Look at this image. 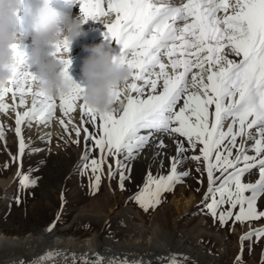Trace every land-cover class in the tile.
Here are the masks:
<instances>
[{
	"label": "snow or ice",
	"instance_id": "snow-or-ice-1",
	"mask_svg": "<svg viewBox=\"0 0 264 264\" xmlns=\"http://www.w3.org/2000/svg\"><path fill=\"white\" fill-rule=\"evenodd\" d=\"M79 3L85 20L110 18V23L105 25V36L120 46V55L114 59L126 63L132 71L131 82L125 85L126 103L122 101L123 109L119 114H97L83 102L78 105L81 115L89 117L91 123L95 125L99 119L98 138L84 128L85 141L94 140V147L101 153L99 160L83 164L94 177L90 190L94 193L98 189L107 156H123V160H116L123 189L128 178L125 169L131 172L125 161L134 160L150 143L163 149V138L157 134H178L193 150L198 144L202 145L200 155L191 159L204 161L208 178L205 200L211 197L205 207L213 218H218L223 225L233 215L235 221L241 223L264 217V211L257 210V199L264 194V0H186L180 5L166 0H79ZM12 47L16 66L8 86L0 88V112L9 110L4 102L9 94L14 111L24 107L25 96H31V107L16 111L15 115L19 154L23 155L27 146L22 137V124L51 120L57 99L33 89V75L19 70L24 64L25 52L18 45ZM53 48V55L70 50L66 40ZM229 56L239 59H229ZM61 63V74L69 90L58 98L59 110L69 116L81 101L82 88L74 84L68 74L71 60ZM17 95L18 104L15 103ZM112 96L119 100L121 93L114 91ZM226 120L231 121L227 130L224 129ZM68 122L72 123L71 119ZM60 123L67 130L64 120ZM73 130L79 137L80 128L74 125ZM3 134L0 126V139ZM238 137L254 143L251 148L244 144L237 147ZM233 148L236 149L235 158H232ZM185 151L184 144L177 142V155ZM249 151L255 155H249ZM82 161H87V152ZM178 163L180 160L172 157L167 176L155 178L148 174L143 188L133 197L145 211L158 205L161 193L170 191L188 175L177 172ZM257 168L259 178L254 183L243 182L245 174ZM214 172H220L222 178L214 176ZM114 174L109 166V179ZM18 176L21 187L35 186L36 180L29 175L18 172ZM217 180L220 181L218 185ZM225 204L229 207L218 212ZM237 206L239 211L234 214ZM53 226L54 223L47 231ZM252 236L259 240L264 236V228L241 236L242 250L243 241ZM57 254L47 252L32 264H40ZM187 261V257L172 254L165 264H187ZM80 264H103V261L97 257L82 260ZM236 264H242L240 256L236 257Z\"/></svg>",
	"mask_w": 264,
	"mask_h": 264
},
{
	"label": "rangeland",
	"instance_id": "rangeland-1",
	"mask_svg": "<svg viewBox=\"0 0 264 264\" xmlns=\"http://www.w3.org/2000/svg\"><path fill=\"white\" fill-rule=\"evenodd\" d=\"M85 122L88 132L98 138L99 119L97 118L94 125L90 122V118L86 116ZM78 126L81 130L79 137H82V147L79 148L77 155L72 157L67 176L57 181L53 185V188L48 191L49 193L47 192L44 195L40 193L39 187L42 185L43 178L51 171L50 164L55 160V157L47 155L45 150L47 148L44 144H40L37 153H32L31 149L37 148L36 144L38 141L36 137L30 138L24 135L23 140L27 147L23 155L19 154V145L16 142L15 135L12 136L11 134V139L8 137L0 139V177L7 178L11 176L14 179L12 188L6 193H0V230L4 233L12 235L19 232L20 235H25L28 232L37 234L46 230L47 235H52L57 231L61 232L63 236L75 235L84 237L92 231H97L103 243L115 242L116 240L114 239H117V233L122 230L124 231L123 218L117 212L120 209L133 205L137 207L139 215L143 217L142 223L145 222L150 224L152 218L160 217L159 219L165 222L167 228L174 237L188 236L191 234L190 232H194L198 227H205L209 231L220 233L224 236L225 240L224 245H222L223 251L220 252L217 250L218 244L213 236L200 237L199 240L194 243V247L207 254L214 255L217 259L224 261L225 264H236L237 256L241 257L242 264H264V261H262V254H264V236L260 237L259 240H257L255 236H252L251 239L244 240L243 250L240 239L241 236L250 231L264 228V217L259 220L241 223L235 221V216L233 215L231 219L221 225L218 218H213L208 213L205 204L211 202V197H209L207 201L205 200V194L208 190V178L204 161L202 158L199 162L191 159L192 156L200 155L199 149L202 145L198 144L196 149L193 150L189 147L184 137H180L176 134L178 135V142H182L187 149V151L179 155H177L175 151L169 156H153L145 160L143 158V149L140 150L138 154H136L134 160L125 161L128 168L131 169V172L129 173L127 169H125V175L128 178L124 181L123 189L120 187L119 171L116 170V160H123V156L113 157L109 155L106 158V162L102 165L100 184L96 190L97 192L95 191L96 193L94 192V194L90 190V184L94 178L93 174L90 169H84L83 164L93 159L99 160L101 153L99 149L94 147V140L89 139L85 141L84 127L82 125ZM224 129L227 130V128ZM24 133L26 134L25 129ZM67 138L71 140L69 135ZM241 144H244V137H238L236 140L237 147ZM245 147L251 148V146ZM83 152H87V161H82L81 154ZM232 152V158H235L236 149L233 148ZM248 154L255 155L252 151H249ZM172 157H176L178 160L180 159V163L177 164V172H187L188 175L182 177L181 182L175 183L170 191L162 192L158 205L149 207L148 210L145 211L133 197L143 188L149 173L155 178L168 175L171 170ZM185 157L187 158L185 159ZM41 161H43V163H41ZM109 166L112 167L115 173L111 179H109L108 176ZM30 169H32L31 172L29 171ZM197 169H199V171ZM35 170L37 171L36 174L33 173ZM18 172L20 175L27 174L30 178L35 179V186L28 188H23L21 186L17 187V183L20 185ZM214 176L221 177V173L214 172ZM78 178L79 181L75 180ZM258 178L259 173L257 168L246 173L242 180L243 182L254 183ZM69 180H72V186L70 189H66L69 186ZM219 182L220 181L217 180L216 184L218 185ZM108 187H110L111 190H108ZM181 187L185 188L182 192V196L192 193L194 195V201L189 210L177 216L173 211L170 201L174 196L179 197L178 194ZM104 195H109L108 198L112 203L109 204V206L111 205L110 207L107 205L106 209L108 214L104 220L99 223L94 221L88 223V221L80 219L77 220L78 222L72 221L74 212L83 203L95 197H103ZM245 195H249V193ZM43 196L46 197L43 198ZM17 199H19V203H17ZM228 207L229 206L225 204L221 209H218V212L226 210ZM257 210L264 211V194L257 199ZM238 211L239 206L233 209L234 214ZM131 215L134 223L141 222L140 217L136 213ZM53 223L54 226L51 231H47L49 226L53 225ZM133 237L135 236L127 240V243L133 242V240H135ZM45 241L44 248H50V242H48L47 239ZM122 242H124V239ZM117 251L125 252L123 249H118ZM118 252L115 255H123H118ZM13 258H17V256ZM53 259L52 257L51 260Z\"/></svg>",
	"mask_w": 264,
	"mask_h": 264
},
{
	"label": "bare ground",
	"instance_id": "bare-ground-1",
	"mask_svg": "<svg viewBox=\"0 0 264 264\" xmlns=\"http://www.w3.org/2000/svg\"><path fill=\"white\" fill-rule=\"evenodd\" d=\"M58 2L64 6L66 10H60L59 6L54 5L53 3L49 4L51 7L56 8L61 15L68 14L72 17L79 16L84 18L80 10L79 0L72 3H62L61 1ZM166 2H170L173 5H180L185 3L186 0H166ZM84 21L85 22L83 23L82 28L86 35L80 37L69 45V59L71 60V65L68 68V74L71 76L72 82L76 85H79L81 88L84 86V84L83 80L81 79L80 67L83 58L87 55V53L83 50L84 46H91L103 41L112 47L114 57H118L120 55V46L114 41L106 38L105 33L107 29L105 25H102L96 19L91 18L87 20L84 19ZM18 46L25 52V61L21 66V69L28 68L29 61L26 58L31 51L30 37H25L23 42ZM229 59L238 60L239 58L235 56H229ZM62 68L63 65H61L57 71H62ZM168 71L170 72L171 69H168ZM129 82H131V78ZM137 83L140 84L142 82L137 81ZM125 95H122L120 99L117 100L118 104L121 101L126 103ZM132 95L135 96V93H132ZM31 100V96H25L24 107L17 108L14 111L12 110L13 99L11 94H9L4 99V102L9 105V110L6 112H0V126L3 127L4 131L3 137H8L11 139V134L12 136L15 135L18 145L19 140L15 133L16 111H23L31 107ZM15 103H19L18 95L16 97ZM80 103H82V101L77 102V109L73 113H70L69 116H64L59 110V100L57 98V107L54 117L51 120L44 123H37L35 120H33L30 124L25 122L21 126L22 137H24V135L30 138L36 137V140L38 141L36 144L37 148L35 147L31 149L32 153H37V149L40 148V144H44L47 148L45 149L47 155L55 157V160L52 161V164H50L51 171L43 178L42 185L39 187V191L42 195L51 190L57 181H60L65 176H67L68 168L72 162V157L76 156L79 148L82 147V137H77L75 131L73 130L74 125L76 127H79L78 125H82L84 128H87L85 122L86 116H82L78 108ZM122 109L123 106L119 108L117 114H119ZM69 119H71L72 123L68 122ZM60 120H64V125H66L67 130H65V126L61 125ZM82 120L84 121L83 123ZM229 123H231V121L226 120L224 122V128H227ZM24 129L26 134L24 133ZM68 135L71 137V140L67 138ZM253 135H255L254 130ZM161 136L163 138L165 147L160 149L155 147L153 143L145 146L143 148V158L145 160L152 158L154 153L156 154L155 156H169L176 151L178 135L169 136L167 134H157V137ZM158 142L159 140L156 139L155 143ZM253 143L254 141L247 140V138L244 137L245 146H251ZM84 154L85 152H83L81 156ZM35 171H33L34 174L37 173V171ZM75 180L79 181V178ZM13 182L14 179L11 176L7 178L0 177V193H6L9 189H11ZM68 185L69 186L66 189L71 188L72 180L68 181ZM16 186L19 187L21 185L17 183ZM107 189L111 190L110 187ZM184 190L185 188L181 187L178 194L179 197L174 196L170 201L173 211L177 216L182 212L189 210L192 207V203L194 201V195L192 193L182 196V192ZM44 197L46 196H43V198ZM108 197L109 195L95 197L83 203L74 212L72 221H77L80 219L88 221V223L91 221L97 223L101 222L108 214L106 208L107 205L109 206L111 203V200ZM117 213L123 218L124 231L122 230L123 232L121 231L117 233V239H114L116 240L115 242L103 243L99 238L97 231H92L88 235L80 237L75 235L63 236L61 232L57 231L52 235H47L46 230L37 234L28 232L25 235H20L18 232L9 235L0 230V264H21V261H23V264H32V261L37 260L39 257L50 251L59 254L54 255L53 260H44L41 261L40 264H74V262H76V264H80L82 260H94L97 257L102 259L103 264H110V262H112V264H165L167 259L170 258L172 254H176L179 257H187V264H192V262H194V264H225L224 261L217 259L214 255L207 254L194 247V243L197 242L200 237L213 236V238L215 237V240L218 244L217 250L220 252L223 251L222 245H224L225 241L224 236L218 232L215 233L209 231L205 227H198L194 232H190L191 234L188 233V236L174 237L167 228L165 222L159 219L160 217L152 218L150 224L145 222L142 223L143 217L139 215L136 206L132 205L130 207H125L120 209ZM133 213H136L140 217L141 222H133L131 215ZM132 236H135L133 237L135 240H133V242L127 243V240L132 239ZM46 239L48 242H50L51 246L50 248L45 249L44 244ZM123 239L124 242H122ZM118 249H123L125 252H118ZM117 252L118 255H123H115ZM16 256L17 258H13Z\"/></svg>",
	"mask_w": 264,
	"mask_h": 264
},
{
	"label": "clouds",
	"instance_id": "clouds-1",
	"mask_svg": "<svg viewBox=\"0 0 264 264\" xmlns=\"http://www.w3.org/2000/svg\"><path fill=\"white\" fill-rule=\"evenodd\" d=\"M32 12L25 0H0V88L8 86L12 69L16 66L13 45L23 42L27 33L20 31L18 16ZM100 24L110 23L109 17H98ZM84 18L61 15L56 8L51 7L49 0L42 2L34 11V26L30 33L31 51L27 56L29 67L19 69L32 74V87L40 93L59 98L69 90L68 82L63 78L61 61L69 59V51L53 55V46L63 41L69 45L86 35L82 25ZM87 55L83 58L80 74L84 86L80 92V100L97 114L117 112L118 104L112 93L119 91L126 94L125 85L129 82L132 71L126 63L114 59L112 47L100 43L84 46Z\"/></svg>",
	"mask_w": 264,
	"mask_h": 264
}]
</instances>
